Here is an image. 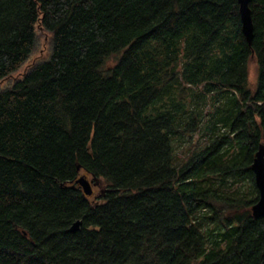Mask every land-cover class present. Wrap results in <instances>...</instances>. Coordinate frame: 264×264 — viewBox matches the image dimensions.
Returning <instances> with one entry per match:
<instances>
[{"label":"trees","instance_id":"1","mask_svg":"<svg viewBox=\"0 0 264 264\" xmlns=\"http://www.w3.org/2000/svg\"><path fill=\"white\" fill-rule=\"evenodd\" d=\"M249 8L250 43L237 0H0V79L36 24L51 34L49 56L0 89V264H264L250 209L264 0ZM208 93L222 104L194 115ZM220 125L179 158L173 138ZM82 172L105 181L101 201L74 183Z\"/></svg>","mask_w":264,"mask_h":264},{"label":"rangeland","instance_id":"2","mask_svg":"<svg viewBox=\"0 0 264 264\" xmlns=\"http://www.w3.org/2000/svg\"><path fill=\"white\" fill-rule=\"evenodd\" d=\"M36 40L35 46L30 55L24 60V62L14 70L9 76L0 79V89L7 88L13 85V83L22 78L23 75L29 71L34 65L45 60L49 56L50 47H51V34L44 30L41 25L36 24ZM113 59V57L111 58ZM249 79L251 82L254 81L256 73H257V65L255 62V58L251 57L249 60ZM223 100H215L213 99L212 93L206 94L204 97L195 98L193 101L194 111L193 114L197 116H203L205 112L208 110L215 111L217 106L222 104ZM247 105H250L248 103ZM206 120V117L202 119ZM226 130L223 126H218L216 128H206L201 127L195 131H183L178 138H173L174 146L177 147V155L179 158L185 156L186 150L188 147H195L206 143L209 139L214 138L219 133H224ZM83 173V172H82ZM88 178H92L90 174H87ZM224 188L230 186L231 188H240L241 190L248 191V184L246 180H238L233 178L226 179V182L220 183ZM106 188V183L101 178H94L92 181V189L93 194L90 196L92 201H101L100 196L103 194L104 189ZM209 229L203 228L204 232L207 235L208 241L207 244L210 246L214 241V238L219 231V226L214 224H209Z\"/></svg>","mask_w":264,"mask_h":264},{"label":"water","instance_id":"3","mask_svg":"<svg viewBox=\"0 0 264 264\" xmlns=\"http://www.w3.org/2000/svg\"><path fill=\"white\" fill-rule=\"evenodd\" d=\"M239 4V13L242 23V32L248 43L251 42L253 37V21L249 8L250 0H237ZM79 168V167H78ZM253 172L254 184L258 191V198L251 204L250 209L254 217H264V143H258L257 149L254 153L253 159L250 164ZM96 178H88L86 173H80L75 179L74 183L78 184L82 192L88 196L92 194V181ZM71 186H74L72 184ZM82 223L81 219L75 220L69 230H76Z\"/></svg>","mask_w":264,"mask_h":264},{"label":"flooded vegetation","instance_id":"4","mask_svg":"<svg viewBox=\"0 0 264 264\" xmlns=\"http://www.w3.org/2000/svg\"><path fill=\"white\" fill-rule=\"evenodd\" d=\"M93 192H94V191H93ZM93 192H92V194H93ZM92 194H91V195H92ZM91 195H90V196H91Z\"/></svg>","mask_w":264,"mask_h":264}]
</instances>
